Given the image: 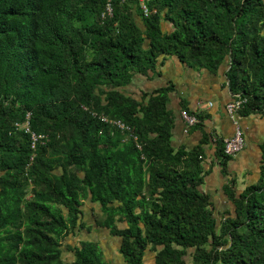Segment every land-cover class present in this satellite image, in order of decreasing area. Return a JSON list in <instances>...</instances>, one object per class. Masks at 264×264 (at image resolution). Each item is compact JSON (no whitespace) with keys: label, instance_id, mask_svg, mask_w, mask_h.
<instances>
[{"label":"trees","instance_id":"1","mask_svg":"<svg viewBox=\"0 0 264 264\" xmlns=\"http://www.w3.org/2000/svg\"><path fill=\"white\" fill-rule=\"evenodd\" d=\"M144 2L148 15L142 0H0V264H109L94 240L63 256V239L87 227L85 199L127 264L148 250L155 264H264V143L259 179L240 192L227 179L234 207L218 220L200 189L209 136L172 144L174 85L125 89L168 55L213 72L226 63L240 115L264 118V0ZM27 112L44 134L36 148L14 125ZM215 140L228 177L233 156Z\"/></svg>","mask_w":264,"mask_h":264},{"label":"crops","instance_id":"2","mask_svg":"<svg viewBox=\"0 0 264 264\" xmlns=\"http://www.w3.org/2000/svg\"><path fill=\"white\" fill-rule=\"evenodd\" d=\"M163 27L165 30H173L172 24L168 22H164ZM227 68L228 65L224 63L216 72H213L206 67L184 63L175 55H168L164 57V62L154 73L152 72L149 76L138 74L127 86L129 93L140 98L144 91L150 92L170 83L174 85L168 100V108L175 116L172 144L175 147L185 145L192 148L207 135L209 136L203 144L206 152L203 161L206 172L200 189L211 196L215 213L216 211L233 210L234 206L225 191L227 179L234 180V186L239 192L259 179L262 160L261 146L264 143V118L259 114L242 116L239 112L231 116L227 112L226 105L233 98L228 85ZM183 102L190 111L204 115L200 126H187L181 116V110L184 108ZM209 102H212L211 106ZM236 121L243 128L246 138L245 146L244 150L228 160L229 176L227 177L222 173L220 161L216 156L215 139L233 135ZM249 146L251 150L245 153ZM244 154L246 156L242 161ZM204 186L208 187L207 191L203 188ZM121 262L127 264L123 256Z\"/></svg>","mask_w":264,"mask_h":264},{"label":"rangeland","instance_id":"3","mask_svg":"<svg viewBox=\"0 0 264 264\" xmlns=\"http://www.w3.org/2000/svg\"><path fill=\"white\" fill-rule=\"evenodd\" d=\"M128 87H126V91ZM243 131V128H242ZM244 134V131H243ZM245 138V134H244ZM246 139V138H245ZM246 149V148H245ZM244 150V149H242ZM241 150V151H242ZM251 150V146H249L246 152H249ZM246 155H243V158L241 159L244 161V157ZM241 165H239L240 167ZM216 168L214 169V171ZM208 187L210 185H207ZM207 186H204L203 188L205 191H207ZM225 212V211H223ZM222 211L217 212L216 211V217L218 220L222 217ZM102 212L100 210V205L97 202H93L90 199H85L83 203V215L82 220L85 222L87 227L82 228L80 231H78L76 234H68L62 242V249H63V256L65 259H73L74 255L73 252L68 248V245H76L79 243V240L81 239H88V240H94L99 243V246L101 247V250L103 252V257L108 261L109 264H123L122 261V254L119 251V238L114 237L110 235V233L107 231V229H104L102 227H99L95 224V220L101 218ZM154 254L155 252L152 250H148L145 255V263L146 264H154ZM221 264V263H220Z\"/></svg>","mask_w":264,"mask_h":264},{"label":"built area","instance_id":"4","mask_svg":"<svg viewBox=\"0 0 264 264\" xmlns=\"http://www.w3.org/2000/svg\"><path fill=\"white\" fill-rule=\"evenodd\" d=\"M142 8L145 12V15L149 14V9L146 6L144 0H142ZM113 13V6L111 2H108L105 6V9L102 13V16L105 17L107 15H112ZM244 99L239 95L236 94L234 98H232L231 101H229L226 105L227 112L231 116H235V114L238 112L239 108L244 103ZM209 105H212V102H209ZM181 116L185 120L188 127H192L200 122V118L196 113H191L186 109L181 110ZM103 119L108 120L107 117H103ZM236 127L234 134L225 137L224 138V151L229 156H236L245 146V138L242 131L241 126L236 121ZM120 126H123L122 123L118 122ZM15 126L17 129H24L27 133L30 134V140H31V147L36 148L37 143L44 138V134H38L35 131L31 129L30 126V113L26 115V119L23 123H15ZM33 159V156H31V160Z\"/></svg>","mask_w":264,"mask_h":264},{"label":"clouds","instance_id":"5","mask_svg":"<svg viewBox=\"0 0 264 264\" xmlns=\"http://www.w3.org/2000/svg\"><path fill=\"white\" fill-rule=\"evenodd\" d=\"M28 113H30V115H31V112H27V114H28ZM27 114H26V115H27ZM15 123H16V122H15ZM18 123H23V122H18ZM14 125H15V124H14Z\"/></svg>","mask_w":264,"mask_h":264}]
</instances>
